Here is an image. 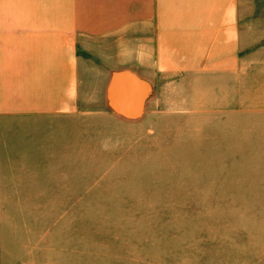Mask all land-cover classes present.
<instances>
[{"label": "rangeland", "instance_id": "rangeland-1", "mask_svg": "<svg viewBox=\"0 0 264 264\" xmlns=\"http://www.w3.org/2000/svg\"><path fill=\"white\" fill-rule=\"evenodd\" d=\"M106 85L86 68L82 200L0 203V264H264L252 67L241 81L160 77L133 117L103 110Z\"/></svg>", "mask_w": 264, "mask_h": 264}, {"label": "crops", "instance_id": "crops-1", "mask_svg": "<svg viewBox=\"0 0 264 264\" xmlns=\"http://www.w3.org/2000/svg\"><path fill=\"white\" fill-rule=\"evenodd\" d=\"M262 12L264 0H0V203L82 200L86 68L123 118L160 77L241 81L252 67L264 84ZM122 72L138 101L110 98Z\"/></svg>", "mask_w": 264, "mask_h": 264}, {"label": "water", "instance_id": "water-1", "mask_svg": "<svg viewBox=\"0 0 264 264\" xmlns=\"http://www.w3.org/2000/svg\"><path fill=\"white\" fill-rule=\"evenodd\" d=\"M126 89L128 94L136 101L140 97V84L137 78L129 72H122L116 75L110 84L109 96L112 99L116 91H121ZM114 102V100H113ZM114 104V103H113ZM115 106V105H114ZM120 111H125L121 107L115 106Z\"/></svg>", "mask_w": 264, "mask_h": 264}]
</instances>
